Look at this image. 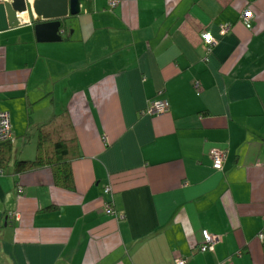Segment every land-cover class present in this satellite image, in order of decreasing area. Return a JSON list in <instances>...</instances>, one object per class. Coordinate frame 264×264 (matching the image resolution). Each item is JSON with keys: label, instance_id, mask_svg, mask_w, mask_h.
Listing matches in <instances>:
<instances>
[{"label": "crops", "instance_id": "crops-1", "mask_svg": "<svg viewBox=\"0 0 264 264\" xmlns=\"http://www.w3.org/2000/svg\"><path fill=\"white\" fill-rule=\"evenodd\" d=\"M5 1L0 109L31 132L13 158L37 156L38 128L78 146L73 189L50 165L0 174V264H264V0H82L58 42L31 11L9 26Z\"/></svg>", "mask_w": 264, "mask_h": 264}, {"label": "trees", "instance_id": "trees-1", "mask_svg": "<svg viewBox=\"0 0 264 264\" xmlns=\"http://www.w3.org/2000/svg\"><path fill=\"white\" fill-rule=\"evenodd\" d=\"M86 1L89 2V0H86ZM109 8L111 7L109 6ZM61 28L63 29V34L67 32L68 28H67L66 20H62ZM65 38L66 36L63 37V39ZM3 111H6V110H3ZM7 112L9 113V111ZM27 118H28V126H29L32 123L30 111H28L27 113ZM38 130H39V140L40 141H39L38 149L36 151L37 156L32 159L13 158L15 157L12 155L13 145L15 144H12V143L15 140L19 141L20 143V140L27 135H31V132H24L21 135L15 136L13 134L11 115H10V131H11L10 137L4 143L0 144V149L5 148V150L2 149L0 153L1 173L4 171V169L8 168L11 165V162L13 161V159H14L13 165L17 172L29 171L32 169H37L39 167L50 165L53 169L55 184L61 187H65L67 189H73L74 181H73V173H72V168H71V160L75 156L76 150L75 148H72V147L73 146L75 147V145H77V139L75 137H72L69 139H60L59 141H55L50 144L47 138L48 132L46 131L45 133H43L42 132L43 129L41 130L39 128ZM35 131H37L36 128H35ZM26 138L24 140H26ZM113 205H114V199L113 197H111V202L109 203L108 208H111L112 210H114L115 206L112 207ZM13 213L15 212L10 211L7 213V215L8 217L14 220L15 215H13Z\"/></svg>", "mask_w": 264, "mask_h": 264}, {"label": "water", "instance_id": "water-1", "mask_svg": "<svg viewBox=\"0 0 264 264\" xmlns=\"http://www.w3.org/2000/svg\"><path fill=\"white\" fill-rule=\"evenodd\" d=\"M82 0H11L5 1L9 26L19 24L18 15L31 11L35 16L34 34L38 42H58L63 39L62 20L79 14Z\"/></svg>", "mask_w": 264, "mask_h": 264}, {"label": "built area", "instance_id": "built-area-1", "mask_svg": "<svg viewBox=\"0 0 264 264\" xmlns=\"http://www.w3.org/2000/svg\"><path fill=\"white\" fill-rule=\"evenodd\" d=\"M120 0H110L109 6L111 8L116 7L119 4ZM254 18V11L251 7L246 6L240 13L239 19L240 22L244 25H248L250 21ZM232 25L230 23L222 24L221 31H227ZM203 39L205 42V48H210L214 43L217 42L216 38L209 32H206L203 34ZM198 85V84H196ZM168 109V106L165 102L162 101H156L151 104L150 111L153 113L162 114ZM10 115L7 111L0 110V144L4 143L9 137H10ZM212 155V165L214 169H222L223 165V159H224V152L223 149L219 147H214L211 150ZM1 174V171H0ZM19 192H21V189H18ZM105 194L110 195L112 197V189L110 184L108 186H105L104 189ZM107 213H114L111 208H106ZM15 215V219L19 217L16 213H13ZM202 242L199 246L200 252H207L214 248V245L216 243V237L210 234L207 231H204ZM188 261V258H177L174 260L173 264H186Z\"/></svg>", "mask_w": 264, "mask_h": 264}, {"label": "bare ground", "instance_id": "bare-ground-1", "mask_svg": "<svg viewBox=\"0 0 264 264\" xmlns=\"http://www.w3.org/2000/svg\"><path fill=\"white\" fill-rule=\"evenodd\" d=\"M31 1V0H30ZM19 19L21 20V21H26L28 18H27V14H26V12H22V13H20L19 14Z\"/></svg>", "mask_w": 264, "mask_h": 264}, {"label": "rangeland", "instance_id": "rangeland-1", "mask_svg": "<svg viewBox=\"0 0 264 264\" xmlns=\"http://www.w3.org/2000/svg\"><path fill=\"white\" fill-rule=\"evenodd\" d=\"M26 145H27L26 148H28L29 146H32V145H31V140L28 139V140L26 141ZM104 189H105V188H104Z\"/></svg>", "mask_w": 264, "mask_h": 264}, {"label": "flooded vegetation", "instance_id": "flooded-vegetation-1", "mask_svg": "<svg viewBox=\"0 0 264 264\" xmlns=\"http://www.w3.org/2000/svg\"><path fill=\"white\" fill-rule=\"evenodd\" d=\"M120 3V2H119Z\"/></svg>", "mask_w": 264, "mask_h": 264}]
</instances>
